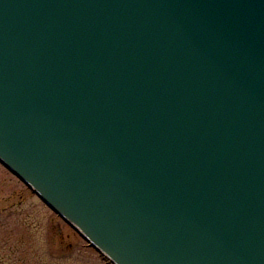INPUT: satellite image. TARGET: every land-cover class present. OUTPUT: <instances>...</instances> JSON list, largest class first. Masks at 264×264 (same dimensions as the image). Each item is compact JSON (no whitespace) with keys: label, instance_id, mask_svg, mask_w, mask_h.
Segmentation results:
<instances>
[{"label":"water","instance_id":"water-1","mask_svg":"<svg viewBox=\"0 0 264 264\" xmlns=\"http://www.w3.org/2000/svg\"><path fill=\"white\" fill-rule=\"evenodd\" d=\"M0 163L115 264H264V0H0Z\"/></svg>","mask_w":264,"mask_h":264},{"label":"rangeland","instance_id":"rangeland-1","mask_svg":"<svg viewBox=\"0 0 264 264\" xmlns=\"http://www.w3.org/2000/svg\"><path fill=\"white\" fill-rule=\"evenodd\" d=\"M0 264H107L0 165Z\"/></svg>","mask_w":264,"mask_h":264}]
</instances>
